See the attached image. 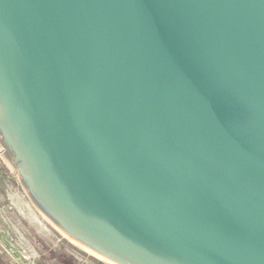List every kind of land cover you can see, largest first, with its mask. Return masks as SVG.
Here are the masks:
<instances>
[{"label":"water","instance_id":"obj_1","mask_svg":"<svg viewBox=\"0 0 264 264\" xmlns=\"http://www.w3.org/2000/svg\"><path fill=\"white\" fill-rule=\"evenodd\" d=\"M0 145L115 264H264V0H0Z\"/></svg>","mask_w":264,"mask_h":264},{"label":"rangeland","instance_id":"obj_2","mask_svg":"<svg viewBox=\"0 0 264 264\" xmlns=\"http://www.w3.org/2000/svg\"><path fill=\"white\" fill-rule=\"evenodd\" d=\"M29 209L47 230L34 221ZM40 213L0 145V264H111L93 256Z\"/></svg>","mask_w":264,"mask_h":264},{"label":"bare ground","instance_id":"obj_3","mask_svg":"<svg viewBox=\"0 0 264 264\" xmlns=\"http://www.w3.org/2000/svg\"><path fill=\"white\" fill-rule=\"evenodd\" d=\"M30 210V212H31V214H32V217H33V219H34V221L37 223V224H39L40 226H43L44 227V229L45 230H47V228H46V226L44 225V223L41 221V219L38 217V215L32 210V209H29ZM40 214H42V213H40ZM48 221V220H47ZM51 224V223H50ZM52 226H54V227H56L55 225H52ZM56 228H58V227H56ZM65 236V235H64ZM70 239V238H69ZM72 239V238H71ZM73 243H75L76 244V242H74V240L72 241ZM78 244V243H77ZM80 246V245H79ZM80 247H82V246H80ZM82 248H85V247H82ZM85 250H88L91 254H93V256H96V257H98V258H100V259H104V261H105V258H103L102 256H100L99 254H97V253H95V252H93V251H91V250H89V249H85ZM106 261H107V259H106ZM111 264H115V263H112L111 262Z\"/></svg>","mask_w":264,"mask_h":264}]
</instances>
